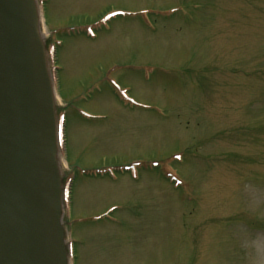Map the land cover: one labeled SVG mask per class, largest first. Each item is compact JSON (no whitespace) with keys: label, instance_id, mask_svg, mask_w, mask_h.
<instances>
[{"label":"rangeland","instance_id":"obj_1","mask_svg":"<svg viewBox=\"0 0 264 264\" xmlns=\"http://www.w3.org/2000/svg\"><path fill=\"white\" fill-rule=\"evenodd\" d=\"M32 1L58 264H264V0Z\"/></svg>","mask_w":264,"mask_h":264},{"label":"water","instance_id":"obj_2","mask_svg":"<svg viewBox=\"0 0 264 264\" xmlns=\"http://www.w3.org/2000/svg\"><path fill=\"white\" fill-rule=\"evenodd\" d=\"M32 4L0 0V236L19 229V264H54L59 234Z\"/></svg>","mask_w":264,"mask_h":264},{"label":"bare ground","instance_id":"obj_3","mask_svg":"<svg viewBox=\"0 0 264 264\" xmlns=\"http://www.w3.org/2000/svg\"><path fill=\"white\" fill-rule=\"evenodd\" d=\"M32 9H33V19H34V24L36 27V51H37V57H38V64H39V70H40V86L42 89V94H43V99L44 102L46 103V111L45 115L48 119L49 122V137H48V147H49V163H48V168L50 175L52 176V179H56L55 177L58 178V175L61 173L59 172V165L62 160V155L60 151V145L58 141V133H57V128L56 124L54 123V115L52 108L49 106L52 102L55 101L57 95L55 92L54 88V82H53V77L52 73L50 71V63L48 62V54L44 50L43 43H44V38L46 35L40 31L39 27L43 24V17L40 8L37 7L36 2L32 1ZM58 174V175H57ZM60 176V175H59ZM62 226V225H61ZM56 225V230H57V235H60V227ZM59 235L57 238V243L60 244L59 240ZM0 251L3 250V238H0ZM56 249V248H55ZM3 256L5 254H2ZM1 263L4 262V258L1 259ZM54 264H58L56 260H54Z\"/></svg>","mask_w":264,"mask_h":264}]
</instances>
